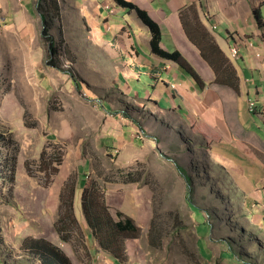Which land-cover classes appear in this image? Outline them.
Returning a JSON list of instances; mask_svg holds the SVG:
<instances>
[{
  "label": "rangeland",
  "instance_id": "rangeland-1",
  "mask_svg": "<svg viewBox=\"0 0 264 264\" xmlns=\"http://www.w3.org/2000/svg\"><path fill=\"white\" fill-rule=\"evenodd\" d=\"M129 1L159 24V47L179 51L200 84L151 51L149 26L134 9L105 2L109 15L120 9L134 36L142 33L141 50L164 59L162 71L170 72L155 75L156 87L145 80L136 89L142 102L125 100L134 92L114 89L115 67L95 53L108 54L111 46L91 34L84 4L59 0L51 30L66 49L53 66L38 0H0V131L7 137L0 145V264H43L32 249L37 241L53 244L72 264H264V120L257 117L264 111L248 98L238 62L246 49L261 51L217 18L222 2L212 10L206 0H189L173 10L171 0ZM213 31L229 39L225 52ZM218 64L227 82L216 80ZM178 70L183 76L172 79ZM241 99L247 105L240 109ZM107 109L120 113L108 128ZM240 116L260 138L242 135ZM254 149L255 165L248 158ZM8 161L14 179L1 167ZM184 172L192 179L191 205ZM85 186L116 220L129 217L138 227L119 259L88 226ZM233 250L239 258L228 255Z\"/></svg>",
  "mask_w": 264,
  "mask_h": 264
},
{
  "label": "crops",
  "instance_id": "crops-1",
  "mask_svg": "<svg viewBox=\"0 0 264 264\" xmlns=\"http://www.w3.org/2000/svg\"><path fill=\"white\" fill-rule=\"evenodd\" d=\"M3 1L7 2V0H3ZM62 1L65 2L66 0H62ZM71 1L77 3V5H81V4L85 5L82 6L83 7L82 13L83 16L87 17V21L92 28L91 34L100 36L101 40L104 43H107L112 47V49L111 47L109 48L110 51L108 52V54H105L104 52H100L98 49L95 50V53H97L99 59H103V63L105 65L111 64L115 67L116 70L114 74L115 75L114 81L116 83L113 85L114 89H119L120 90L119 94L122 95L121 90L124 89L123 87H128L130 89L129 91L130 92L132 91L134 93L133 94L129 93V95L123 96L124 99L127 100L129 98H133L134 100H132V102H139V103L142 102L144 98L135 96V94H137V90L139 89V87L142 89L143 87L142 83H144V81L146 80L150 84L154 85L157 82L155 79V75L157 74L160 75L162 73L170 74V72L168 71H162V67L165 68L164 66L165 60L153 54H149V52L146 50L145 51L141 50L140 45L142 44L138 41V37H140L142 33L138 31L135 36L133 35L135 32L126 27L127 26L125 22L126 19L120 18L118 16L120 9L117 10L115 14L109 15L110 12L104 8V6L106 5L105 2L109 3V5L111 6L118 5V3L115 0H71ZM188 1L189 0H171L169 5L171 9L175 10L179 7H182L185 3L187 4ZM220 2L224 3V5L227 4V6L224 9V11L222 10V7L224 5L221 7V10L218 9L220 11V16H218L217 18L222 22H224L223 20H225L227 24H230L233 27V29L236 28L235 30L237 32L238 30L239 33L243 32L245 37L244 36L241 37L242 41L244 42V40H247L251 42L253 45H256L255 47L258 48L259 51H261L260 53H262L260 55L259 53L255 54L254 51L250 49H246V53H242L238 61L241 67V69L240 68L239 69L241 70L243 74V78L246 81L245 86H246L248 98L253 100L256 99L257 105L259 107L258 111L262 112L264 111V69L261 67L262 65H264L262 64L264 63V0H240L242 4L237 7H232L230 5V0H206V5L208 7H211L213 10L214 3H220ZM231 2H233V0H231ZM20 3L23 6L24 5L26 6L30 3V0H21ZM200 5L204 7V3L201 2ZM253 9L259 10V13L261 14L262 17V21H260L261 23L257 22V19L254 16ZM231 10H234L233 13H231ZM109 25L111 26L110 29H109ZM125 30L127 32L129 31V33H127ZM227 31L229 33L231 32L229 28H227ZM139 33H141V35ZM110 34L112 38L111 40L108 39L110 37ZM215 34L219 35V38L217 40L219 43L221 44L223 43L219 48L223 50V46H225L224 44L225 40L229 41V39L222 37V33L215 32ZM144 37L148 40L149 43L150 37L149 35H147L146 32L143 35V38ZM94 56L97 57L95 54ZM106 59H108V61ZM140 73H143L144 78L140 76ZM145 74H147V76H145ZM175 74L181 77L183 76L182 75L183 72L181 70L180 71L178 70L173 73L174 77H172V79H175L176 76ZM77 87L79 86L77 85ZM154 87H156V84L154 85ZM116 92L118 93V90ZM238 103L240 109L242 107V104H243V108H245V105H247L244 99H241L240 102ZM124 106L127 108V105ZM105 108H106V104H105ZM106 113L108 117L106 127L108 128L113 122H115V120L111 119V117L117 114L119 115L120 113L117 112V114H115L113 111L111 112L109 109H107ZM257 117H258V121H260V118L264 120V116H261L260 114ZM237 120L239 126H241V128L244 130L242 135L245 133L247 134L253 133L252 134L253 136L250 134L248 136L249 137L251 136L253 138L255 137L260 138L257 135V133L253 131V129H248L247 126L245 127L244 123L242 122L241 116L237 117ZM113 128H115V126ZM234 128L237 129L238 124L237 127ZM111 134L109 136H111ZM112 136H115V134H113ZM254 153H255V149L253 151L249 150L248 153V154H253V158L248 157L251 164L253 165H255L254 161L256 157Z\"/></svg>",
  "mask_w": 264,
  "mask_h": 264
},
{
  "label": "trees",
  "instance_id": "trees-1",
  "mask_svg": "<svg viewBox=\"0 0 264 264\" xmlns=\"http://www.w3.org/2000/svg\"><path fill=\"white\" fill-rule=\"evenodd\" d=\"M116 2L129 10H135L138 16L141 18L143 22H145L151 31L152 38H151V51L158 54L159 56L172 59L176 61L179 66L186 71L193 79L200 84L201 78L196 69L181 55V53L177 50L172 52H168L163 50L159 47V43L161 40V31L159 24L149 16L147 11L143 8L135 5L129 0H116ZM37 10L40 13L41 21H42V30L41 35L42 38L46 41L48 46L49 52V62L53 66H59L57 58L59 53L66 49V45L64 48L62 47L63 43L59 44L56 40L55 35L52 33L51 30V19L54 16V12H60V4L59 0H38L37 2ZM254 16L257 19L258 23H261L262 17L259 13L258 9H253ZM53 14V15H52ZM210 51H203V57L208 58ZM209 59V58H208ZM217 77L216 80H219L221 83L227 82L225 81L224 72L226 70L225 66L222 64H218L216 67ZM221 70V71H220ZM234 76L236 72L233 73ZM72 79L76 82L74 75L72 74ZM233 79H237L233 77ZM11 133V132H10ZM12 138V133H11ZM7 137L3 131H0V145L6 143ZM13 140V138H12ZM5 145V144H4ZM6 158V156H5ZM5 158L3 162L5 163ZM4 170H8L11 173V178L14 179V170H15V163L14 161H8L6 164L1 165ZM180 171H184V169L180 166ZM185 179L188 183V190L186 194V198L189 204H194L192 202V193H193V186H192V179L189 174L186 172L183 173ZM99 197V193L94 190V187H87L85 186L82 191L81 200H82V208L84 216L87 220L88 226L93 228V234L98 235L101 238L99 241L102 246L108 251H110L113 256L119 259L121 257L123 246H124V239L127 237H135V234L138 232V227L134 224L131 218H123V219H115L112 214L109 213L108 209L105 208V205L101 203L100 200L97 198ZM69 206L71 209L72 203L71 200L65 203V208ZM121 215V213H119ZM122 216V215H121ZM112 242L109 245H105V241ZM231 246H229V249ZM32 249L34 250L35 254L40 257V260L43 264H72L71 260L68 258L66 254L60 251L56 246L47 242V241H37L32 244ZM228 255L231 257H237L236 251H229Z\"/></svg>",
  "mask_w": 264,
  "mask_h": 264
},
{
  "label": "bare ground",
  "instance_id": "bare-ground-1",
  "mask_svg": "<svg viewBox=\"0 0 264 264\" xmlns=\"http://www.w3.org/2000/svg\"><path fill=\"white\" fill-rule=\"evenodd\" d=\"M159 103V102H158Z\"/></svg>",
  "mask_w": 264,
  "mask_h": 264
}]
</instances>
